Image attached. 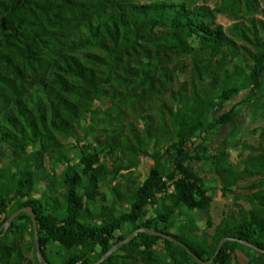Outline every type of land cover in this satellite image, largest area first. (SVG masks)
Wrapping results in <instances>:
<instances>
[{
	"label": "trees",
	"instance_id": "obj_1",
	"mask_svg": "<svg viewBox=\"0 0 264 264\" xmlns=\"http://www.w3.org/2000/svg\"><path fill=\"white\" fill-rule=\"evenodd\" d=\"M258 9L257 0H219L213 7L170 0H0V157L6 148L11 153V166H0V235L15 212L31 207L40 254L49 264H54L48 251L54 243L76 251L64 264H94L139 229L162 232L173 241L139 233L103 264H162L155 251L159 242L171 264H198L191 254L231 264L238 246L264 264V254L243 244L264 250L263 145L250 147L243 171L217 170L235 179L262 176L248 187L250 210L227 216L211 241L188 229L171 233L173 218L183 208L204 214L211 225L212 198L189 163L204 158L187 147L198 135L238 118L233 109L213 116L216 110L248 88L252 93L263 89L264 9L262 18H255ZM226 13L246 19L224 29L217 18ZM184 74L190 88L179 80ZM104 99L111 106L99 117L96 104ZM146 108L154 115L141 126L139 111ZM92 135L100 151L81 145ZM76 149L83 168L68 165L58 174L57 166L71 163ZM101 153L113 166L101 160ZM218 155L226 162V151ZM139 157L154 161L142 184L112 187L115 203L130 202L129 211L116 217L106 208L94 213L91 206L105 200V182L135 168ZM164 160L173 164L167 175ZM83 177L88 180L80 193ZM40 179L46 188L37 197ZM94 215L103 222L91 227L84 219ZM22 221L31 226L28 244ZM125 225L128 234L119 235ZM225 238L234 241L216 254ZM31 249L35 264H42L32 220L23 213L0 237V264H32L25 258Z\"/></svg>",
	"mask_w": 264,
	"mask_h": 264
},
{
	"label": "rangeland",
	"instance_id": "obj_2",
	"mask_svg": "<svg viewBox=\"0 0 264 264\" xmlns=\"http://www.w3.org/2000/svg\"><path fill=\"white\" fill-rule=\"evenodd\" d=\"M137 3L147 4L154 1L160 0H134ZM174 2H195L202 3L206 2L208 5L213 7L215 2L219 0H170ZM259 3L258 12L255 14V18H262L260 11L264 9V0H257ZM246 18L236 20V18L229 14H220L217 18V23L222 25L224 29H228L232 24L236 22L245 21ZM264 20V19H263ZM195 44V43H194ZM244 66V64H243ZM180 82L189 81L188 75L184 74L179 78ZM188 88L190 84L188 82ZM108 99L99 101L96 104V108L99 111V117H102L103 113L110 107ZM235 110L238 114V118L235 122L228 123L221 126L218 130L212 131L207 135H198L193 140V145H189L187 150L191 152L193 156L199 153L204 159L202 161H190L191 166L203 177L204 187L208 195L212 198V203L209 211L211 225L207 224L206 217L204 214L198 211H188L183 208L179 213H177L173 218V227L171 233L177 234L184 229L192 231L198 237H206L208 241L212 240L215 233L216 227L229 215H237L240 209L250 210L252 205L248 201V194L251 192L248 187L254 183H257L262 179V176L249 177L245 176L242 179H235L228 173H224L223 176L217 173L219 169L230 168L241 172L244 170L243 162L246 160L249 154L252 153L250 147H258L259 145L264 146V84L263 89L252 93L250 88L246 91H242L239 95L227 102L222 109L216 110L213 116H218L229 110ZM139 124L144 125L145 117L148 115H154V111L150 108L141 109L139 111ZM103 135V134H102ZM79 136L82 138L84 133L79 132ZM104 139V137H102ZM70 142L75 143L74 139ZM94 145L101 150V146L95 141L94 135L87 139H84L81 145ZM202 146L205 149H199ZM221 151L227 152L226 162L217 160L218 154ZM153 153V149H150ZM71 163H66L65 165H58L57 172L61 174L66 166L75 165L78 170H81L83 166L81 165L82 154L79 149L73 150L70 153ZM100 158L109 167L113 166V162L109 160V157L104 153L100 154ZM136 167L131 170L121 171L114 179L109 182H105V186L102 188V192L105 194V200L98 199V201L91 206L94 213H99L102 208L108 209V214L110 216H118L121 213H125L130 209V202L124 203L122 205L116 204L114 200V194L112 192V187H114L118 182L127 184L131 189L139 186L147 178L154 161L150 157H139L134 160ZM164 166L162 168L163 174L167 175L173 171V164L170 160H164ZM126 164V159L124 160ZM0 166L8 167L11 166V153L6 148L0 157ZM88 178L83 177L81 186L79 187V192L83 193V187L87 185ZM45 182L38 180L36 184V192L34 196H39V194L45 190ZM60 204L64 207V193L59 191ZM63 211V210H62ZM61 211V213H63ZM153 215V213L151 214ZM3 218V217H2ZM95 215L89 216L84 219V222L89 226H95L103 222L99 221ZM14 223V222H13ZM13 225V224H12ZM11 225V226H12ZM8 223L3 227L6 230ZM8 228V230L11 228ZM20 226L24 228V242L26 244L30 243L32 240L31 236V226L22 221ZM7 230V231H8ZM6 231V232H7ZM129 227L125 225L124 229L119 233V235H127ZM50 260L54 264H64L67 262L68 258L75 253V250L68 251L61 247L59 244H52L49 247ZM157 255L162 260V264H171L169 259V252L165 247L163 242H159L155 249ZM35 252L31 249L29 252L25 253V258L32 264L34 261ZM255 260L254 263L251 260ZM187 264H193L192 261H188ZM231 264H258V260L255 254L247 248L238 246L232 255Z\"/></svg>",
	"mask_w": 264,
	"mask_h": 264
},
{
	"label": "water",
	"instance_id": "obj_3",
	"mask_svg": "<svg viewBox=\"0 0 264 264\" xmlns=\"http://www.w3.org/2000/svg\"><path fill=\"white\" fill-rule=\"evenodd\" d=\"M23 213H27L31 220H32V224H33V230H34V235H35V243H36V251H37V256L40 260V262L42 264H49L45 259H43L41 257V254H40V245L38 243V223H37V217H36V213L33 211V209L31 207H24L20 210H18L17 212H15L9 219H8V226L5 230V232L3 234L0 235V237H2L6 231L8 230V228L13 224L14 220L21 214ZM148 233L150 235H153V236H158V237H161V238H164V239H168V240H171L173 241V239H171L168 235L162 233V232H155V231H152V230H148V229H139V230H136L134 231L132 234H130L125 240H123L122 242H119L117 244H115L102 258H100L97 262H95L94 264H103L104 261L109 258L110 256L114 255L116 252H118L123 246L125 245H128L130 244L133 239L139 234V233ZM231 241H234L233 239L231 238H225L223 239L221 242H220V245L218 247V250H217V253L218 254L223 246L224 243L226 242H231ZM245 246L261 253V254H264V250L263 249H260L258 247H255L251 244H248V243H243ZM191 256L196 260V262L198 264H213L214 262V259H211L207 262H204L203 260H201L200 258H198L195 254H191Z\"/></svg>",
	"mask_w": 264,
	"mask_h": 264
},
{
	"label": "built area",
	"instance_id": "obj_4",
	"mask_svg": "<svg viewBox=\"0 0 264 264\" xmlns=\"http://www.w3.org/2000/svg\"><path fill=\"white\" fill-rule=\"evenodd\" d=\"M168 185H169L168 192H172L173 191V188H174L172 182H169ZM162 195H163V193L162 194H158L157 197L159 198Z\"/></svg>",
	"mask_w": 264,
	"mask_h": 264
}]
</instances>
